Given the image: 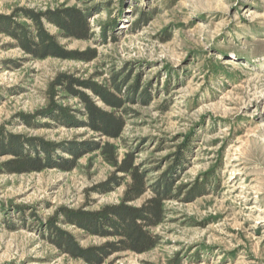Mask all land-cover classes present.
<instances>
[{
	"label": "rangeland",
	"instance_id": "1",
	"mask_svg": "<svg viewBox=\"0 0 264 264\" xmlns=\"http://www.w3.org/2000/svg\"><path fill=\"white\" fill-rule=\"evenodd\" d=\"M68 8L88 17L91 38L59 43L91 61L36 59L11 33L34 29L31 14L57 35L49 18ZM62 74L123 101L113 111L76 87L122 118L120 139L88 127L77 95L54 85ZM105 143L148 174L133 205L165 180L173 197L154 250L102 264H264V0H0V264H88L60 233L83 249L116 241L65 216L124 197L127 181H113L124 175L96 149ZM18 154L42 169L18 173ZM73 159L70 171L55 165Z\"/></svg>",
	"mask_w": 264,
	"mask_h": 264
},
{
	"label": "trees",
	"instance_id": "2",
	"mask_svg": "<svg viewBox=\"0 0 264 264\" xmlns=\"http://www.w3.org/2000/svg\"><path fill=\"white\" fill-rule=\"evenodd\" d=\"M30 17L35 22L34 29L26 24H21L17 25L18 27L13 31L11 30L20 46L28 54L40 60L59 58L91 61L95 58L94 51L83 53L68 51L59 43V37L85 41L91 38V24L88 17L80 10L76 8L64 9L49 18L58 28L57 35L47 32L38 16L30 14ZM54 85L55 87L60 86L69 95H77L83 103L88 127L108 138L120 139L124 129L122 118L114 112L100 108L94 98L84 92H77L76 87L90 89L107 106L112 107L113 111L123 106V101L115 93L98 84L80 82L64 74L56 79ZM117 90L119 89L117 88ZM56 91L53 93L55 94ZM96 146L102 158L124 175L123 178H113V181L119 185L124 184L122 181H127L124 197L119 204L105 206L98 212L66 211L65 216L69 223H74L92 235L113 237L116 241L102 247L83 249L74 238L60 233L58 245L72 257L83 259L88 264H102L116 252L131 251L143 254L154 250L158 246L160 238L152 232V229L165 222L167 215L165 202L173 197L171 182L165 180L161 185L153 186L155 196L148 199L142 206H135L133 203L141 199L150 188L147 180L148 174L135 165L133 154H127L124 159L120 160L118 148L115 145L105 143L102 146L99 144ZM42 149L49 151L45 147ZM18 156L20 159L10 165L18 173L42 169L37 159L22 154H18ZM55 165L70 171L76 166V159Z\"/></svg>",
	"mask_w": 264,
	"mask_h": 264
}]
</instances>
